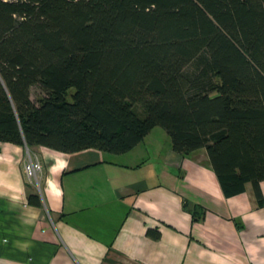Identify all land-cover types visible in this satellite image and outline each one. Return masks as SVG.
<instances>
[{
	"label": "trees",
	"instance_id": "trees-1",
	"mask_svg": "<svg viewBox=\"0 0 264 264\" xmlns=\"http://www.w3.org/2000/svg\"><path fill=\"white\" fill-rule=\"evenodd\" d=\"M159 126L259 193L264 0H0V142L122 154Z\"/></svg>",
	"mask_w": 264,
	"mask_h": 264
},
{
	"label": "crops",
	"instance_id": "crops-1",
	"mask_svg": "<svg viewBox=\"0 0 264 264\" xmlns=\"http://www.w3.org/2000/svg\"><path fill=\"white\" fill-rule=\"evenodd\" d=\"M157 133L122 154L0 142V264H264V181L227 197L206 149Z\"/></svg>",
	"mask_w": 264,
	"mask_h": 264
},
{
	"label": "rangeland",
	"instance_id": "rangeland-1",
	"mask_svg": "<svg viewBox=\"0 0 264 264\" xmlns=\"http://www.w3.org/2000/svg\"><path fill=\"white\" fill-rule=\"evenodd\" d=\"M32 93H33L32 95H33L34 100H37L44 95V91H42V89H40V87H34ZM156 130H160L163 133H162V135L157 133V136H159V137L157 138V141H156L157 143L155 144V146H162L164 148L167 147V148L171 149L172 148V141H171V138L168 135L167 131L161 126L156 127ZM155 132H158V131H155ZM106 153H108V152H106ZM113 156H115V155H113Z\"/></svg>",
	"mask_w": 264,
	"mask_h": 264
},
{
	"label": "built area",
	"instance_id": "built-area-1",
	"mask_svg": "<svg viewBox=\"0 0 264 264\" xmlns=\"http://www.w3.org/2000/svg\"><path fill=\"white\" fill-rule=\"evenodd\" d=\"M42 166L39 162L31 159L26 167V173L29 178H34L36 181H38V177L41 173Z\"/></svg>",
	"mask_w": 264,
	"mask_h": 264
}]
</instances>
